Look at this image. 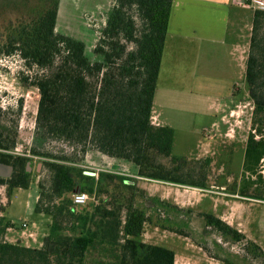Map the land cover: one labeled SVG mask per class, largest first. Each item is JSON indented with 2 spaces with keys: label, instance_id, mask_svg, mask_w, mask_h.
Returning <instances> with one entry per match:
<instances>
[{
  "label": "trees",
  "instance_id": "1",
  "mask_svg": "<svg viewBox=\"0 0 264 264\" xmlns=\"http://www.w3.org/2000/svg\"><path fill=\"white\" fill-rule=\"evenodd\" d=\"M173 1L114 0L94 49L100 60L89 59L81 41L56 31L59 0L47 1L42 10L20 18L7 30L0 54L17 53L27 72L36 70L31 82L29 76L21 82L25 89H37L40 98L32 145L22 156L12 154L20 144L18 121H11L9 112L0 110V163L15 168L12 177L0 178V184L7 187L9 197L16 189H29L28 163L39 159L45 178L38 184L36 212L52 221L42 247L33 249L6 242L3 237L12 225L0 217V264H175L174 251L148 244L141 237L146 224L192 237L190 232L161 224L163 217L170 221L184 213L182 217L188 220H179V224L188 229L191 210L159 199H152L155 203L150 211L146 205L140 208L136 178L103 172L97 183L95 176L84 174L87 155L95 153L131 164L138 178L207 189L204 164L196 170L187 160L172 157L173 130L152 122ZM245 78L255 133H250L246 144L244 174L262 179L264 11L254 14ZM21 112L19 107L16 120ZM114 179L122 182L125 194L106 196L104 202L89 208L74 205L75 192L100 196L107 192L100 181ZM251 184L243 188V197H248ZM257 197L264 201L261 194ZM122 198L124 203H120ZM199 217L204 222L205 243L209 240L220 248L218 240L208 238L215 236L241 244L244 262L264 264V251L254 241L213 214ZM198 245L211 258L231 264L207 246Z\"/></svg>",
  "mask_w": 264,
  "mask_h": 264
},
{
  "label": "rangeland",
  "instance_id": "2",
  "mask_svg": "<svg viewBox=\"0 0 264 264\" xmlns=\"http://www.w3.org/2000/svg\"><path fill=\"white\" fill-rule=\"evenodd\" d=\"M47 1L0 0V52L6 43L7 30L20 18L42 10ZM113 3L114 0H59L56 31L81 41L85 45L86 56L91 60H100L94 49ZM184 66L188 63L184 62ZM168 69L169 64L165 62L161 88L187 97L184 101L180 97L183 104L177 105L176 109H162L174 132L172 157L187 160L189 166L196 170L204 164L207 189L138 178L133 176L134 167L131 164L95 153L87 155L84 169L95 173L97 183L99 174L103 172L136 178L137 191L141 195L136 197V202L140 208L146 205L148 210H152L155 203L152 199H159L193 212L187 222L188 229L183 223L179 224V220H188L182 217L184 213L179 218L172 216L170 221H165V217L161 219L162 227L190 232L192 237H184L155 225H145L141 237L144 242L184 254V258L188 259L177 260L175 264H224L211 258L198 244L207 246L212 254L227 258L231 264H248L244 262L241 244L233 245L215 236L208 238L218 240L220 248H215L212 241L205 243L204 222L202 217L197 218L201 214H213L264 251V201L257 197L261 194L264 198V159L259 167L262 179L260 175L244 174L246 144L250 133H255L252 128L253 102L249 97L245 74H168ZM34 72L36 70L27 72L17 53L10 56L0 54V110L9 112L11 121H18L19 125L20 144L13 150L14 156H22L32 145L40 96L35 88L25 89L21 79L29 76L31 82ZM187 100L195 107L188 106ZM19 107H22V112L16 120L14 114ZM156 113H161L157 107ZM223 122L227 124V129L220 125ZM165 163L170 165L169 161ZM41 171V161L33 159L27 169L31 181L29 189H16L9 197L7 187L0 186V217L12 225L3 237L6 242L40 249L49 233L51 217L36 212L38 184L45 178V173ZM100 182L106 184L107 192L100 196L88 194L89 202L84 207L104 202L106 196L117 198L125 194L126 188L118 179L110 183ZM249 183L252 184L247 190L248 197H243V188ZM120 203H124L123 198ZM23 224H27V228H23Z\"/></svg>",
  "mask_w": 264,
  "mask_h": 264
},
{
  "label": "crops",
  "instance_id": "3",
  "mask_svg": "<svg viewBox=\"0 0 264 264\" xmlns=\"http://www.w3.org/2000/svg\"><path fill=\"white\" fill-rule=\"evenodd\" d=\"M254 14L246 0L173 1L154 98V125L172 129L162 109H176L187 98L174 90L161 88L165 62L170 67L168 74H246ZM184 62L188 66H184ZM187 105L195 107L191 103ZM156 107L161 113H156ZM220 125L228 128L225 122ZM183 255L176 253V261H187Z\"/></svg>",
  "mask_w": 264,
  "mask_h": 264
},
{
  "label": "built area",
  "instance_id": "4",
  "mask_svg": "<svg viewBox=\"0 0 264 264\" xmlns=\"http://www.w3.org/2000/svg\"><path fill=\"white\" fill-rule=\"evenodd\" d=\"M246 2L248 8L253 9L254 11H264V0H246ZM72 199L75 206L82 207L88 204L89 195L77 191L74 193ZM23 228H27V224H23Z\"/></svg>",
  "mask_w": 264,
  "mask_h": 264
},
{
  "label": "water",
  "instance_id": "5",
  "mask_svg": "<svg viewBox=\"0 0 264 264\" xmlns=\"http://www.w3.org/2000/svg\"><path fill=\"white\" fill-rule=\"evenodd\" d=\"M13 173V166L0 163V178H10ZM85 175L94 177L95 173L85 171Z\"/></svg>",
  "mask_w": 264,
  "mask_h": 264
},
{
  "label": "flooded vegetation",
  "instance_id": "6",
  "mask_svg": "<svg viewBox=\"0 0 264 264\" xmlns=\"http://www.w3.org/2000/svg\"><path fill=\"white\" fill-rule=\"evenodd\" d=\"M14 173H15V168H14V166H13V173H12L11 177L13 176ZM2 179H8V178H2ZM0 186H4V185H1V184H0Z\"/></svg>",
  "mask_w": 264,
  "mask_h": 264
}]
</instances>
